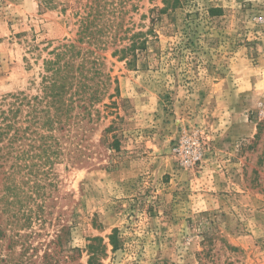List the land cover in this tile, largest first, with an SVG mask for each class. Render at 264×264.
Returning <instances> with one entry per match:
<instances>
[{
	"label": "rangeland",
	"instance_id": "obj_1",
	"mask_svg": "<svg viewBox=\"0 0 264 264\" xmlns=\"http://www.w3.org/2000/svg\"><path fill=\"white\" fill-rule=\"evenodd\" d=\"M63 45L88 109L13 146L51 163L0 173V264H264V0H0V102Z\"/></svg>",
	"mask_w": 264,
	"mask_h": 264
},
{
	"label": "trees",
	"instance_id": "obj_2",
	"mask_svg": "<svg viewBox=\"0 0 264 264\" xmlns=\"http://www.w3.org/2000/svg\"><path fill=\"white\" fill-rule=\"evenodd\" d=\"M179 2V0H176ZM217 12H221L219 8H211L210 14L215 15ZM76 47L74 45H63L60 49H56L53 59H49L44 63V72L42 87L40 89V95L35 96L31 100L25 96L24 93H17L2 98L0 102V173L5 180L6 193L2 196V200L5 203L10 202L9 198L15 196L12 203L20 202V187L15 184L16 174H21L26 170L28 175H36L43 167L51 163L49 156L51 146H46L41 152L47 154L45 158L42 156V163L40 164H21L19 160L23 159L24 151L18 150L16 153L14 145L21 147V142L25 139L33 142V148L38 150L40 148L35 145L44 139L48 141L53 136H45L40 129H46L49 132L54 130H63L67 125L64 117L68 115L73 108L75 101L79 102L84 110L88 108L85 106L86 101L85 93L90 89L86 83L85 77V61L81 62L76 68L74 60L78 57L75 53ZM78 95L77 100H73V95H70L72 91ZM100 86L96 85L95 93L90 96L89 105H93L96 101H99ZM80 97V98H79ZM29 107V115L27 118H23L24 108ZM29 123L27 126H23L25 123ZM27 135H29L27 137ZM40 137L41 139H38ZM118 145V143H117ZM15 154V164L9 167L8 171L4 170L9 159ZM41 157V154L34 153L31 158L36 159ZM11 181V184L10 182ZM9 182V185H8ZM11 203V202H10ZM16 220H19L17 217ZM110 242L113 247V251L116 252L120 249L121 238L119 231L115 229L110 236ZM89 253H91L89 263H97L100 255L99 249L95 246H88Z\"/></svg>",
	"mask_w": 264,
	"mask_h": 264
}]
</instances>
